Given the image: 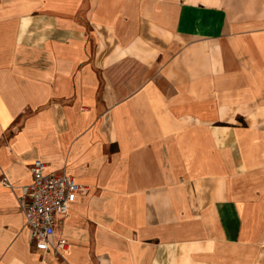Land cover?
<instances>
[{"label":"crops","instance_id":"obj_1","mask_svg":"<svg viewBox=\"0 0 264 264\" xmlns=\"http://www.w3.org/2000/svg\"><path fill=\"white\" fill-rule=\"evenodd\" d=\"M35 160L86 188L60 256ZM3 178L0 264H264V0H0Z\"/></svg>","mask_w":264,"mask_h":264},{"label":"built area","instance_id":"obj_2","mask_svg":"<svg viewBox=\"0 0 264 264\" xmlns=\"http://www.w3.org/2000/svg\"><path fill=\"white\" fill-rule=\"evenodd\" d=\"M30 171L31 182L21 187L18 199L30 243L34 251L60 256L67 251L69 243L64 238L54 240L55 226L68 215L77 196L86 188L69 174L48 171L41 160H35ZM0 182L10 186L5 178Z\"/></svg>","mask_w":264,"mask_h":264}]
</instances>
